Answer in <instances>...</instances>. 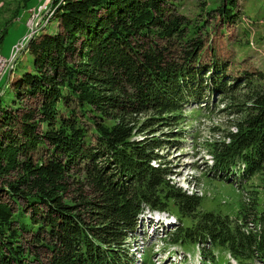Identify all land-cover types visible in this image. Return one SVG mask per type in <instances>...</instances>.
<instances>
[{"label": "trees", "instance_id": "16d2710c", "mask_svg": "<svg viewBox=\"0 0 264 264\" xmlns=\"http://www.w3.org/2000/svg\"><path fill=\"white\" fill-rule=\"evenodd\" d=\"M226 1L218 8L233 19ZM173 3L62 0L58 28L30 39L32 64L0 93V264L133 263L129 238L147 206L175 213L169 242L202 244L211 263L215 245L242 264L264 261V70L230 74L223 57L205 58V22ZM214 94L237 117L206 138L211 167L257 194L237 217L202 209L159 152L184 140L183 121L210 112ZM156 125L173 129L138 136Z\"/></svg>", "mask_w": 264, "mask_h": 264}, {"label": "rangeland", "instance_id": "374dc122", "mask_svg": "<svg viewBox=\"0 0 264 264\" xmlns=\"http://www.w3.org/2000/svg\"><path fill=\"white\" fill-rule=\"evenodd\" d=\"M44 1L0 0V38L3 36V41L0 42V54L7 58L13 57L10 70L13 69L9 70L10 72L5 70L0 75V84L6 83L2 89L0 88V93H3L5 97L11 94L9 91L13 84L9 81L16 75L15 71L24 70L33 62L32 53L26 49L32 36L47 29L55 31L58 28L59 22L55 13L62 0H49L51 2L48 8H45L46 10L43 6L48 0ZM173 1L172 5L190 17L193 22H205L203 27L207 28L201 33L206 38L205 58H211L215 54L223 57L229 64L230 74L240 75L246 69L264 70V0H235L236 12L233 19L225 18L218 8L223 3L228 4L226 0ZM37 17L39 18L35 22L30 21ZM7 27L9 30L5 35L4 31ZM244 88L240 85L235 93L243 91ZM221 97L224 96L221 95ZM214 99V101L220 99L218 94H214ZM214 101L209 103L212 110L208 113L201 110L190 113V109L198 106V102H189L186 112L190 114L183 121V125L181 124L184 128V140L169 142V145L160 148L159 152L163 153V160L166 159L171 163L173 173L170 176L173 181L194 192L198 190V193L202 195V209L216 208L219 212L237 217L244 198L250 203L257 194L249 186L239 187L237 178L235 180L221 179L211 167L212 155L204 146L206 138L219 137L217 131L225 133L228 126H234V120L237 117V114L232 112L233 108H227L226 97L219 100V105H214ZM150 112H141L137 115V120L142 122L148 118ZM218 125L219 129L213 128ZM161 128L160 125L154 128L148 127L145 132L138 133V136L153 137L154 134L162 136L173 129L164 126V133ZM259 180L257 177V183ZM257 196L260 198L259 208H261L264 187L259 188ZM170 214L159 215V223L147 214L145 218L140 216L138 229L135 231L137 236H131L129 239L132 245L136 239L142 242L144 250L142 253H136L131 247L128 257L133 260V263L126 259L125 264H242L221 245L213 246L212 251L218 261L211 263L209 260L212 258L211 254L208 253V256H205L202 244L198 246L196 243L189 242L182 247L180 243L169 242L170 232L175 229L178 222L177 215L173 212ZM165 217H169L171 221L162 222L161 219ZM253 264H264V262L255 259Z\"/></svg>", "mask_w": 264, "mask_h": 264}, {"label": "built area", "instance_id": "2783aa9c", "mask_svg": "<svg viewBox=\"0 0 264 264\" xmlns=\"http://www.w3.org/2000/svg\"><path fill=\"white\" fill-rule=\"evenodd\" d=\"M46 1V0H45ZM44 1V2H45ZM43 2V3H44ZM51 1H47V3H45L44 4V6H43V8H44V10H46L47 8H48V6H49V3H50ZM42 3V4H43ZM47 7V8H46ZM46 8V9H45ZM31 18V16L29 17V19ZM39 17H37V18H32L30 21L31 22H35L37 19H38ZM28 19V20H29ZM11 58H13V57H10V58H7V57H4V55H1L0 54V75H2L4 72H5V70H7V68H8V66H9V64H11V61H10V59ZM7 59H8V61H7ZM218 133H217V135H219V137L221 136V132L220 131H217ZM216 136V135H215ZM219 137H217L216 136V138H219Z\"/></svg>", "mask_w": 264, "mask_h": 264}, {"label": "bare ground", "instance_id": "6f19581e", "mask_svg": "<svg viewBox=\"0 0 264 264\" xmlns=\"http://www.w3.org/2000/svg\"><path fill=\"white\" fill-rule=\"evenodd\" d=\"M54 1V0H53ZM12 59V58H11ZM11 59H10V61H11ZM7 61H8V59H7ZM9 62V61H8ZM10 68H11V66H10V64H9V66H8V68H7V70L9 71L10 70Z\"/></svg>", "mask_w": 264, "mask_h": 264}]
</instances>
